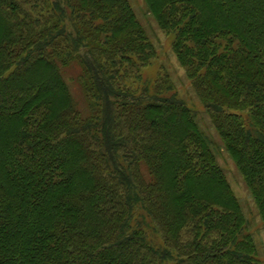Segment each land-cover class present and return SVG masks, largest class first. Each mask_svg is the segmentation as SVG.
<instances>
[{"label":"trees","instance_id":"16d2710c","mask_svg":"<svg viewBox=\"0 0 264 264\" xmlns=\"http://www.w3.org/2000/svg\"><path fill=\"white\" fill-rule=\"evenodd\" d=\"M144 1L264 223V0ZM158 57L130 0H0V264H260Z\"/></svg>","mask_w":264,"mask_h":264},{"label":"rangeland","instance_id":"374dc122","mask_svg":"<svg viewBox=\"0 0 264 264\" xmlns=\"http://www.w3.org/2000/svg\"><path fill=\"white\" fill-rule=\"evenodd\" d=\"M138 19L145 27L151 41L158 51V60L146 71L145 77H154L161 69L166 71L173 84L175 92L180 100L184 101L200 126L202 132L210 141L211 148L217 157L219 166L224 171L230 186L240 201L243 212L247 220L248 233L252 235L257 247V260L264 264V223L259 213L258 206L250 193L247 184L240 174L234 160L226 150L214 124L207 113L203 103L197 95L192 82L188 79L184 68L180 65L172 49V38L167 36L158 26L156 20L149 12L144 0H130ZM66 82L70 88L71 94L76 101L79 110L84 117L90 115L87 100L82 86L78 81L80 68L76 65L62 68ZM146 79V78H145Z\"/></svg>","mask_w":264,"mask_h":264}]
</instances>
